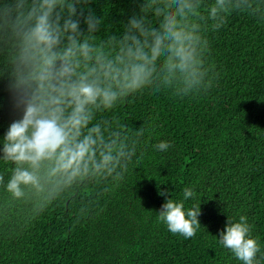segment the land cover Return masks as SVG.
<instances>
[{
	"label": "trees",
	"instance_id": "1",
	"mask_svg": "<svg viewBox=\"0 0 264 264\" xmlns=\"http://www.w3.org/2000/svg\"><path fill=\"white\" fill-rule=\"evenodd\" d=\"M143 3L88 0L83 6L101 24L85 35L107 47ZM192 3L198 14L187 23L207 40L198 50L211 86L179 95L183 84H169L158 63L148 87L97 114L110 132L136 142L119 181L74 185L53 201L50 188L26 189L15 200L6 191L14 164L0 159V264H243L218 239L228 216L237 222L241 215L259 244L256 264H264V0H224L215 20L208 17L215 0ZM16 53L14 40H0V150L9 125L22 116L8 88ZM161 141L170 147L158 150ZM185 188L194 192L187 200ZM168 198L183 200L185 210L200 205L193 237L158 221Z\"/></svg>",
	"mask_w": 264,
	"mask_h": 264
},
{
	"label": "clouds",
	"instance_id": "2",
	"mask_svg": "<svg viewBox=\"0 0 264 264\" xmlns=\"http://www.w3.org/2000/svg\"><path fill=\"white\" fill-rule=\"evenodd\" d=\"M87 2L0 0V40H14L17 47L8 88L14 107L22 112L9 125L0 150V159L14 164L6 191L15 200H23L26 189L50 188L53 201L74 185L123 179L136 155V142L129 144L118 132H110L97 114L148 87L158 63L169 84H183L179 95L211 86L205 80L204 51L198 50L207 40L197 25L187 23L190 15L198 14L192 0H144L119 39L115 33L109 36L107 47L85 35H94L101 24L83 6ZM223 4L215 0L209 19L217 18ZM149 11L158 24L150 22ZM155 147L165 151L170 144L161 141ZM193 195L191 188L184 189V200ZM200 214V205L185 210L183 200L168 198L157 219L171 233L191 238L201 226ZM250 232L245 216L237 222L228 216L219 243L243 264H256L260 248Z\"/></svg>",
	"mask_w": 264,
	"mask_h": 264
}]
</instances>
